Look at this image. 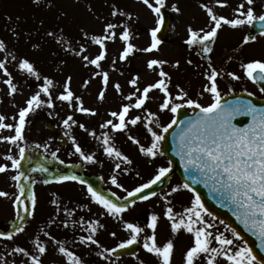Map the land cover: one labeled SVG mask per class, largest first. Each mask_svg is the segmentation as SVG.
Here are the masks:
<instances>
[{"label":"rangeland","instance_id":"374dc122","mask_svg":"<svg viewBox=\"0 0 264 264\" xmlns=\"http://www.w3.org/2000/svg\"><path fill=\"white\" fill-rule=\"evenodd\" d=\"M149 2L154 7L156 6L155 0H149ZM242 2L244 0H226V6L221 7L216 3V0H164V6L161 9L171 15V24L166 34V39L160 42L158 50L146 53L140 50L150 45V29L156 27L157 18L151 9L143 4L142 0H51L54 6H46L48 0H43L39 6L33 4L32 0H0V39L6 44V50L0 51V60L5 61L8 72L12 77V82L16 85V91L12 95H9L8 86L4 83V80L8 76L3 70H0V115L5 117L4 123L15 124L16 119H18L19 108L25 106L26 99L38 90V86L42 84L44 76H48L56 83V87L53 90L54 108L49 109L45 104V106L36 109L35 112L29 113L27 117L28 123L24 128L25 140L21 142V146L26 148L25 159L21 161L19 170L23 172L24 168H26L31 171L33 168L42 166L47 169L45 171L47 173L54 170L64 173L68 172L67 168L69 166L76 165L79 173L98 178L102 182L104 190L111 193L115 192L116 197L121 198L120 200L116 199L117 202H123V197L127 196V191L124 189L131 191L139 184L151 179L158 167H168L162 155L148 158L140 154L138 145L133 144V147H130V145L126 147L125 142L132 144L127 139L129 134L135 136L144 145L150 143V136L144 129L143 123H139L137 126L130 125L128 131L123 133H112L110 128L101 129L99 127L105 120L112 119L109 116L110 111H119L123 103H129V101L124 99L125 96L135 91L136 88L142 90L147 84L154 83L159 79L157 75L158 68L155 71L147 69L146 65L149 59L167 61L162 67L171 77L169 92L173 96L177 94V85H179L180 88L189 94V98L196 100L202 106L211 103L210 94L203 92V85L207 82L204 73L209 71L207 68L209 59L213 67L218 71L223 70L225 73L223 77H218L221 97L234 94L235 92H248L257 97H264V93L243 75L242 70L237 69L240 63V59L237 58L238 52L242 53L241 63L255 59L264 60V35L257 37L251 44H244L243 37L249 25H242L236 29L222 26L218 31V37L211 45L213 51L207 54V56L197 55L199 51L198 46L189 48L185 44L187 28L189 26L196 30L201 28L208 30L210 27L209 18L205 9L201 7L202 4L211 7L217 15L233 18L235 15L233 10ZM173 4L180 8L179 12L172 10ZM113 5L117 6L124 13L130 14V17L128 15L112 17L110 12ZM245 7H247L246 4ZM262 10H264V0H255L256 14L259 15ZM108 22L118 25L115 29L117 39L115 42H107V56L101 62L102 67L100 69H95L91 65L84 67L80 57H76L74 53L64 50L67 43H71L76 50H79V46L83 44L86 51L82 55H88L90 58L94 57V55L98 54L99 46L93 44L90 39L85 38L84 33H88L89 37L92 35H102L103 27ZM125 24L132 34L130 42L135 46V49L127 60L121 62L118 57L119 52L123 48V43L118 37L119 33L123 31V25ZM47 31H53L56 36L63 39L64 43H57L54 37L46 36L45 33ZM13 32L16 35H13ZM241 43L243 46H241ZM33 44H38L39 47L34 49L32 47ZM9 53L16 55L17 60H12ZM21 57L28 58L34 64L35 69L40 73V80L28 75L26 72H22L16 66L18 59ZM114 57L116 58L115 67L112 66ZM189 59L192 60V64L187 63ZM176 61H179L178 67H174ZM93 71H107L109 73L110 83L103 100L97 99L102 84L100 77L92 75ZM229 71L240 75L241 79L237 81L227 77L226 73ZM67 76L72 77L71 90L75 95L82 98L85 107L95 109L96 115L77 113L73 109H69L66 103L55 100V96L62 91L63 82ZM133 76L139 77L135 87L128 84V81ZM85 80L89 81L86 86H84ZM117 82L121 85V93L119 94L112 87ZM41 98L47 99L43 95ZM162 101L163 93L159 90H152L144 107L149 111L157 113L159 122L163 125L170 122L173 114L167 110L164 112L159 111V104ZM131 102H135V97L132 98ZM183 108L189 110L187 106ZM50 112L52 115H49ZM68 114L73 115V118L77 122L85 123V126L90 131L94 130L96 136H100L102 132L108 131L113 138L115 146L133 161L131 165L121 164V168H127V171L123 172L120 169H117L115 172L113 171L115 163L119 161L115 158H110L109 160L108 157L102 156L106 155L103 152V145L94 137L90 151L85 152L95 155L96 163L93 164L80 159L79 155L75 153L72 141L68 136L66 137L70 141L69 147L66 149L60 148L55 141V135L45 129V124L50 123L54 125L58 133L64 134L66 129L61 124V121ZM136 115H140L143 118L146 117V112L142 109L133 108L130 110L128 118ZM151 126L154 127V125ZM74 130L75 128H71L70 135L75 138L76 142L84 150L83 140L80 139L79 133L73 134ZM10 135H14V129H0V136ZM85 140L89 141L88 138H85ZM45 143L48 144L47 149L43 146L40 148L35 147L36 144L44 145ZM84 145L86 144L84 143ZM53 151L57 153V158L51 156V152ZM100 151L103 154L99 155ZM8 154L18 158V148L15 145L0 140V164L7 166V171L0 173V191H5L9 194L7 197H0L1 233L6 232L12 222L15 221L16 215L13 201L20 194L16 187V182L11 179L16 174V170L11 169V162L5 159ZM61 160L64 161L63 164L60 163ZM31 172L33 174L28 176L30 178L29 181L25 182L21 178L20 183L25 186L27 191L28 187H31L34 193L38 192L35 214L33 217L26 216L25 232L17 234L11 241L0 239V257H2L0 264H29L27 257L20 253H12V248L21 246L34 253V240L44 243L47 248L46 254L41 258L42 264H66L65 259L56 251L58 244H54L49 237L44 236L43 231H47L57 241H61L69 246L72 242L76 241L79 235L88 234L79 225L72 224L73 220L79 221L81 216H84L86 220L90 218L99 219L100 222L102 217H104V225H111V228L113 227L117 235L113 241L106 240L107 237H104V240H100L98 235L95 238L101 242L100 245L102 247H115L118 242L129 237V233L123 229L121 220L128 222V214H130V219L133 220L134 224L140 226L139 222L135 220V216L139 212H146L145 216H143L145 222H148L152 215L158 216L156 228L157 242L162 245L166 240L172 239L174 242V253L171 264H183V253L187 247L191 246L193 238L191 234L183 230L173 235L170 231V223L163 215L166 207L170 206L173 210H177L176 208L179 206L181 213L185 207L190 206L192 195L187 190L181 189L176 193L167 195L170 193L172 187L180 185L175 177L169 180L167 187L163 191L156 193L151 199L130 205L129 210L126 211L127 213L123 212L124 218L121 216V219H113L106 215H99L103 209L90 200L86 187L82 185L75 186L69 182L65 184H43L41 178L37 175V171ZM112 173H128L129 175L123 176V178L126 180V184L129 185L126 187L118 177V182L123 187L117 188L115 185H112L109 179ZM131 174H133L132 177ZM137 175L140 178H135ZM32 180H35L36 183L32 184ZM53 193L60 207L59 214L56 211L57 205L51 203ZM164 198H167L171 203L165 204ZM79 204H87L88 209L81 210L77 208L76 206ZM25 205L30 206L28 199ZM65 207L70 209L76 208L72 217L65 216L63 211ZM175 213H179V211ZM205 219L210 223L213 221L212 218L207 216H205ZM50 220L53 222L51 224L48 223L47 227L44 228L43 223ZM64 220L68 221L69 227L65 228L63 226L62 221ZM213 224L216 227L212 231L216 232L218 230L221 232L220 223ZM55 225L62 226V230L57 231L54 228ZM42 228L43 231H41ZM78 228L81 229L80 234L78 233ZM108 232L107 230L106 234ZM223 233L232 238L230 232H225L224 230ZM150 234L151 229L147 227L141 233L138 240L140 246L136 256L139 260H143L145 264H158V259L147 253L142 247L143 239ZM47 239L49 241H46ZM78 250L80 249H76L75 251L77 252ZM97 252L96 248L87 249L84 252L87 255L84 257L90 256L88 257V264L114 263L111 258L109 260H102L97 256ZM139 260L132 257L119 262V264H139Z\"/></svg>","mask_w":264,"mask_h":264},{"label":"snow or ice","instance_id":"6c2138e0","mask_svg":"<svg viewBox=\"0 0 264 264\" xmlns=\"http://www.w3.org/2000/svg\"><path fill=\"white\" fill-rule=\"evenodd\" d=\"M43 0H32V3L39 6ZM156 16V27L150 29L151 43L148 47L141 49L140 51L150 53L154 50H158L160 41L157 39V33L160 31V27L164 22V17L161 14V8L164 6V0H155V7L149 2V0H142ZM216 3L221 7L226 6V0H216ZM245 4L247 7H245ZM46 6H54L51 0H48ZM205 9L209 18L210 27L208 30L203 28L196 30L191 26L187 28V39L185 44L191 48L198 46L199 51L197 55L207 56V54L213 51L212 43L218 37V31L222 26H228L236 29L242 25H253L254 21L260 22V28L264 30V10L259 15L255 12V0H244L233 11L235 13L233 18H228L224 15H217L213 9L206 4L201 5ZM172 10L179 12L180 8L173 4ZM63 15V13H61ZM112 17L125 16L126 14L121 11L117 6L113 5L110 12ZM41 23H43L41 21ZM117 24L108 22L103 27L102 35L88 36V33H84L85 38L91 40L95 45L99 46L98 54L94 57L88 55H82L85 51V45L81 44L79 50H76L71 43H67L64 50L66 52H72L76 57H80L84 67L89 65L94 66L95 69L102 67V61L107 56V42H115L117 34L115 29ZM264 35V31L261 32ZM13 35H16L13 32ZM46 36L54 37L57 43H64L63 39L56 36L53 31H47ZM131 32L127 25H123V31L119 33V40L123 43V48L119 52V61L123 62L129 58L133 53L135 46L130 42ZM255 41L256 36L245 35L243 37V43L247 44L249 41ZM32 47L38 48V44H33ZM6 50L5 42L0 39V51ZM12 60H17L16 55L9 53ZM167 61L162 59H149L147 61V69L155 71L159 69L157 79L154 83H149L143 89L136 88L135 91L125 96L124 99L129 103H123L119 111H110L109 116L112 119L105 120L100 124L101 129H111L112 133L127 132L129 126H137L139 123H143V127L147 134L150 136V144L145 146L135 136L129 134L127 139L132 144L138 145L140 154L148 158H155L157 155H163L160 151L161 141L166 139L165 133H168L174 125L178 124L176 113L179 109L187 106L189 108L199 109L192 117L186 120L179 121V130L173 133L175 137L174 152L180 158L185 172L188 174L189 179L193 184L203 183L205 187H209L210 190L218 194V200L222 206H231L233 214L237 220L244 225L245 229L250 231L253 235L261 241V248L264 249V108H258L250 100L230 101L226 104H221V92L218 85V77H223L225 73L223 70L218 71L211 60L209 59L207 68L209 71L204 73L206 83L203 85V92L208 93L211 96V103L206 106H202L196 100L189 98V94L177 85L178 92L173 96L169 92V83L171 77L168 72L164 71L163 65ZM188 64H192V60L187 61ZM116 58L112 60V66L115 67ZM22 72H26L28 75L35 77L37 80L41 79L40 73L35 69L34 64L30 62L28 58L21 57L18 59L16 65ZM155 66V67H154ZM179 66V61H176L174 67ZM240 68L243 75L253 83L264 82V60H250L246 63H242ZM0 70L8 76L4 80V83L8 86V94L12 95L16 91V85L12 82V77L8 72L5 61L0 60ZM92 75L101 78L102 87L98 93L97 99L103 100L107 87L110 83L109 73L107 71H93ZM227 77L232 80H240L241 76L235 72L229 71L226 73ZM139 77L133 76L128 84L135 87L137 85ZM72 77L67 76L63 82L62 91L55 96L56 101L66 103L69 109H73L77 113L85 115H96V110L85 107L83 100L80 96L75 95L71 90ZM88 80L84 81V86L88 84ZM56 87V83L48 76L42 78V84L38 86V90L32 94L25 101V106L20 107L18 111V119L15 124L4 123L5 117L0 115V129H14V135L0 136V140L6 141L18 148V158L11 154L6 155L5 159L11 162V169L16 170V174L11 177L16 182V187L19 190V195L15 197L13 201L14 209L22 208L25 215H22L20 211L16 212L17 224L13 231L7 233H0V237L9 241L13 240L14 236L25 232L26 216L33 217L37 206L36 194L32 191L31 187H28L27 199L30 201V206L25 205L24 200L21 197L25 194V186L20 183L21 178L25 182L29 181V177L24 172L20 171L21 161L25 159L26 148L21 146V142L25 140L24 128L28 123L27 117L29 113L35 112L36 109L47 105L49 109L54 108L53 90ZM115 91L121 93V85L117 82L112 85ZM152 90H159L163 93V101L159 104V111L165 110L171 112L173 115L170 122L167 124H161L157 113L149 111L145 108L146 101L149 99V93ZM260 91L264 93V87L260 88ZM47 99H42L41 97ZM251 95V93H249ZM135 97V102L132 103V98ZM179 101V102H177ZM142 109L146 112V117L140 115L129 117L131 109ZM49 115H52L50 112ZM237 116L250 117L248 123L243 126L233 123V119ZM115 121V122H114ZM61 124L66 129L64 135L68 136L72 141V147L75 153L79 155L82 161L89 164L96 163L94 154H87L78 144L74 137L70 135L71 128L74 125L85 131L89 136L95 137L103 145V152L109 158H115L119 162L115 163L113 171L120 169L123 172L127 171V168H121V164L131 165L133 161L119 150L114 142L111 134L108 131H104L100 136H96L95 131H90L84 123H79L73 118V115L68 114L62 119ZM151 125H154L151 126ZM158 130V131H157ZM44 147L48 148V144L44 145L36 144V148ZM10 151V150H9ZM58 151V149H57ZM53 158H57L55 151L51 152ZM61 164L64 161H60ZM171 168V163L168 167H158L155 171V175L152 176L145 183L139 184L131 191H127V196L123 197V203H116L109 199L106 195L100 191L94 189L90 184L87 185L86 191L90 200L99 205L103 211L99 213L100 216H108L113 219H121V214L126 211L130 204H135V198L139 194V200H147L149 196H155L156 192L151 191L153 185L158 184L165 178ZM7 171V166L0 164V173ZM31 171H47L46 168L40 166L33 168ZM112 185L117 188H122L118 182L117 176L112 175L110 178ZM69 181H77L84 185L86 182L77 175H57L55 177L56 183H65ZM32 184L36 183L35 180L31 181ZM44 184H48V180L43 181ZM148 189L147 195L144 194V190ZM181 189L187 190L191 193L192 198L190 206L185 207L181 213H175L172 207H166L163 215L170 223V231L173 235L180 230L191 234L192 244L187 247L183 253V264H260L257 261L256 256L253 255L252 250L240 241V237L235 229H227L231 233L229 238L223 232H213L216 226L205 219V216L212 217V213L207 211L204 204L201 202V197L190 186L189 183H183L182 185L174 186L171 188V195L180 191ZM9 194L5 191H0V197H7ZM111 196L116 197V193L112 192ZM133 198L129 200V198ZM120 200V197H116ZM165 204H170L167 198ZM53 205H57V214L60 212V207L55 194L51 200ZM81 210L88 209L87 204H79L76 206ZM66 217H72L76 211V208L65 207L63 209ZM90 211V209H89ZM158 216L152 215L148 222L147 228L151 229V234L147 235L143 239V249L158 259V264H171L172 256L174 253V242L172 239L166 240L162 245L157 242L156 228L158 224ZM213 219H215L213 217ZM53 221H49L51 224ZM123 229L129 233V237L118 242L115 247H102L96 239V233L99 229L105 228V225L100 222L99 219L86 220L84 216H81L79 221H72L73 225H79L87 235H79L77 237L79 243L85 247L89 245H95L101 250L97 252L102 260H109L110 257L117 249H128L129 246L136 244L140 239L141 233L145 231L144 228L137 226L134 223L122 221ZM65 228L69 227L67 220L62 221ZM221 223H223L221 221ZM86 225V227H85ZM43 231V228L41 229ZM44 236L49 237L54 244H58L56 251L65 259L66 264H85L81 256L75 252L70 251L69 248L61 241H57L54 237L50 236L47 231H43ZM113 237L117 235L116 232L110 233ZM239 242V243H238ZM35 252L32 253L25 247L16 246L12 248V253H20L28 258L29 264H42V256L47 252V248L44 243L39 240H34ZM38 253V254H36ZM131 255L134 258L135 252ZM2 259V257H0ZM139 264H145L143 260H139Z\"/></svg>","mask_w":264,"mask_h":264},{"label":"water","instance_id":"95a60500","mask_svg":"<svg viewBox=\"0 0 264 264\" xmlns=\"http://www.w3.org/2000/svg\"><path fill=\"white\" fill-rule=\"evenodd\" d=\"M162 16L164 17V22L161 25L160 31L157 33V39L163 40L165 38V34L168 30V26L170 24V15L166 12H161ZM264 31L260 28V22L254 21L253 25L250 26V29L246 35L252 36L261 34V32ZM251 42V40L249 41ZM261 87H264V82L258 83ZM239 100H250L254 105H256L258 108H264V101L258 100L250 95H238L233 97H227L223 100H221V104H226L230 101H236ZM193 114L199 110L193 108ZM188 115L186 111L183 109H179L177 112V121L178 124L174 125L172 129L169 130L168 133H165L166 139L162 141L161 144V151L169 158V160L172 163V173H176L181 181L183 183H189L190 186L196 191V193L201 197V202L204 204L207 211L211 212L214 217L219 218L220 220L227 223L232 229H235L238 235L246 242L248 247L252 250V253L254 256H256L257 261L260 262V264H264V249L261 248V241L257 238V236L253 235L250 231L245 229L244 225L240 223L239 220H237L236 216L233 214V209L231 206H222L220 201L218 200V194L214 193L210 190L209 187H205L203 183H196L193 184L191 180L188 177V174L185 172V169L183 165L181 164L180 158L175 154L174 147H175V137L173 133L177 132L179 130V121L180 120H186L193 116ZM250 120V117L247 116H237L233 119V123L238 124V126H243L244 124L248 123ZM46 128L49 131H55V128L51 125H46ZM57 141L59 142L61 147H66L68 145L67 139L62 136H57ZM40 176L44 180H55V177L59 175L56 171L46 174L43 171H39ZM169 176H166L165 178H162V181L159 182L156 185H153L151 187V191L155 192L157 190L163 189L168 181ZM87 185H91L94 189L100 191L104 195H108L106 192L101 191L100 183L95 178H88V177H82ZM149 192L148 189L144 190V194L147 195ZM139 194L135 199H139ZM150 197V196H149ZM131 198L130 200H132ZM16 212L19 211V209H15ZM17 224V221L12 224L9 231H13ZM138 247V243L133 244L129 246L128 249H118L116 252H114V256L116 257H123L126 255H131L132 252H136Z\"/></svg>","mask_w":264,"mask_h":264},{"label":"trees","instance_id":"16d2710c","mask_svg":"<svg viewBox=\"0 0 264 264\" xmlns=\"http://www.w3.org/2000/svg\"><path fill=\"white\" fill-rule=\"evenodd\" d=\"M36 196H38V193H36ZM48 205H50V204H48ZM44 218H45V217H44ZM42 219H43V218H42ZM40 220H41V219H40ZM48 223H49V222H45V223H43V224H44L43 227L46 228L47 225H48ZM54 228L57 229V231H58V230H62V226H59V225H55ZM106 232H107V231H105L104 234H106ZM110 232H111V231H110Z\"/></svg>","mask_w":264,"mask_h":264}]
</instances>
